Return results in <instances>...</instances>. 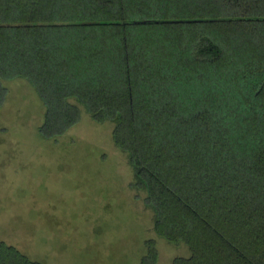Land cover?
Instances as JSON below:
<instances>
[{"label":"trees","instance_id":"obj_1","mask_svg":"<svg viewBox=\"0 0 264 264\" xmlns=\"http://www.w3.org/2000/svg\"><path fill=\"white\" fill-rule=\"evenodd\" d=\"M13 80L45 139L77 105L112 125L154 233L190 252L171 264H264V0H0V107ZM0 264L41 263L0 242Z\"/></svg>","mask_w":264,"mask_h":264},{"label":"rangeland","instance_id":"obj_2","mask_svg":"<svg viewBox=\"0 0 264 264\" xmlns=\"http://www.w3.org/2000/svg\"><path fill=\"white\" fill-rule=\"evenodd\" d=\"M0 107V242L41 264H140L154 241L157 264L188 248L153 231L143 192L112 142L110 123L84 109L63 135L39 133L44 107L24 80L3 82ZM74 103V100H69Z\"/></svg>","mask_w":264,"mask_h":264}]
</instances>
